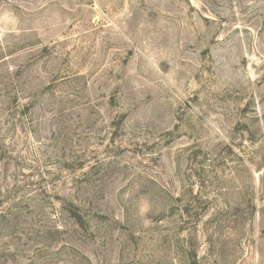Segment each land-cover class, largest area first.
Masks as SVG:
<instances>
[{"label":"rangeland","instance_id":"obj_1","mask_svg":"<svg viewBox=\"0 0 264 264\" xmlns=\"http://www.w3.org/2000/svg\"><path fill=\"white\" fill-rule=\"evenodd\" d=\"M0 264H264V0H0Z\"/></svg>","mask_w":264,"mask_h":264}]
</instances>
